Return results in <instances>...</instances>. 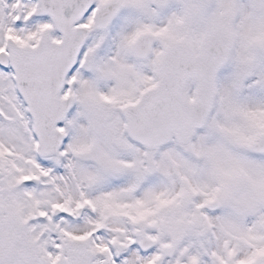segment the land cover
I'll return each mask as SVG.
<instances>
[{"label": "snow or ice", "instance_id": "1", "mask_svg": "<svg viewBox=\"0 0 264 264\" xmlns=\"http://www.w3.org/2000/svg\"><path fill=\"white\" fill-rule=\"evenodd\" d=\"M0 264H264V0H0Z\"/></svg>", "mask_w": 264, "mask_h": 264}]
</instances>
